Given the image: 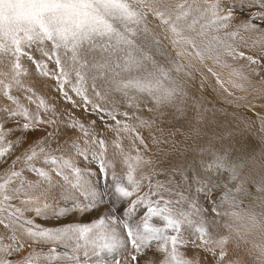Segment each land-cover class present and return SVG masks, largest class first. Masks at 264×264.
<instances>
[{"label": "snow or ice", "instance_id": "snow-or-ice-1", "mask_svg": "<svg viewBox=\"0 0 264 264\" xmlns=\"http://www.w3.org/2000/svg\"><path fill=\"white\" fill-rule=\"evenodd\" d=\"M253 232L264 0H0V264H264Z\"/></svg>", "mask_w": 264, "mask_h": 264}, {"label": "rangeland", "instance_id": "rangeland-1", "mask_svg": "<svg viewBox=\"0 0 264 264\" xmlns=\"http://www.w3.org/2000/svg\"><path fill=\"white\" fill-rule=\"evenodd\" d=\"M250 240H262L264 239V233H257V232H253L249 237ZM242 248L246 247V245H241Z\"/></svg>", "mask_w": 264, "mask_h": 264}]
</instances>
